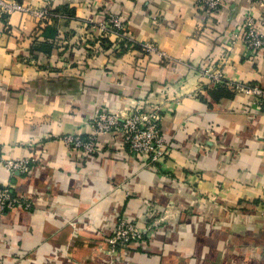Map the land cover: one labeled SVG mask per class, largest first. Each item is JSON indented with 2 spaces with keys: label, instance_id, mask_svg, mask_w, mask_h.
I'll use <instances>...</instances> for the list:
<instances>
[{
  "label": "crops",
  "instance_id": "crops-1",
  "mask_svg": "<svg viewBox=\"0 0 264 264\" xmlns=\"http://www.w3.org/2000/svg\"><path fill=\"white\" fill-rule=\"evenodd\" d=\"M20 1L52 15L0 17V161L35 159L19 175L0 162V183L31 203L0 216V264H264V103L187 65L264 88V51L248 62L225 45L249 0L213 15L197 0ZM107 13L131 42L98 29ZM136 104L160 110L162 162L131 155L117 135L82 158L59 140ZM120 217L152 229L145 247L111 251Z\"/></svg>",
  "mask_w": 264,
  "mask_h": 264
},
{
  "label": "built area",
  "instance_id": "built-area-1",
  "mask_svg": "<svg viewBox=\"0 0 264 264\" xmlns=\"http://www.w3.org/2000/svg\"><path fill=\"white\" fill-rule=\"evenodd\" d=\"M199 7L207 9L210 15L221 14L225 3L224 0H197ZM264 11V0H249V6L244 14L242 23L234 31L225 36V45L229 50H241L243 57L248 62H253L264 51V30L260 26V19ZM19 13L24 17L42 21L52 15L49 6H35L24 4L20 0H0V17H9ZM101 32L115 34L123 42H131L125 35V22L117 14L107 13L104 22L98 27ZM142 50L148 55H156L161 59L167 58L153 43L145 42L141 45ZM174 67L179 62L169 61ZM189 69L196 70L201 78L210 84H226L237 95L251 99V104L259 108L264 103V88L238 82L234 78H227L221 68L209 62L201 64H187ZM90 127L92 133L87 136L69 134L59 138L68 151L75 157H88L100 151L98 138L102 135H117L122 139L128 152L149 163L164 161L170 151L163 135L162 122L159 109L150 111L143 110L140 104H136L125 114L118 111L101 110L91 117ZM34 158L2 159L0 162L5 170L11 175L26 174L30 171ZM16 208L29 210L31 203L12 193L9 186L0 183V216L7 211ZM151 228H141L131 219L120 217L108 240V245L113 251L117 247L128 248L145 247L151 233Z\"/></svg>",
  "mask_w": 264,
  "mask_h": 264
}]
</instances>
